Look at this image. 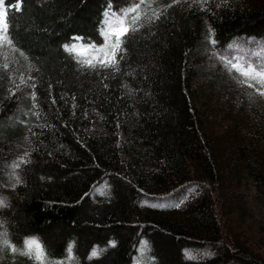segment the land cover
<instances>
[{
  "label": "trees",
  "instance_id": "obj_1",
  "mask_svg": "<svg viewBox=\"0 0 264 264\" xmlns=\"http://www.w3.org/2000/svg\"><path fill=\"white\" fill-rule=\"evenodd\" d=\"M16 2L0 264H264V86L240 74L264 66V0H144L135 25L140 0ZM109 16L138 30L100 67ZM33 238L42 261L20 254Z\"/></svg>",
  "mask_w": 264,
  "mask_h": 264
},
{
  "label": "snow or ice",
  "instance_id": "obj_2",
  "mask_svg": "<svg viewBox=\"0 0 264 264\" xmlns=\"http://www.w3.org/2000/svg\"><path fill=\"white\" fill-rule=\"evenodd\" d=\"M175 3L176 0H173ZM23 0H17L16 4L13 5V7L16 10H20L22 6ZM144 3V0H140V3L135 4L133 7L127 10L125 12V16L129 13H137L135 16L132 17L131 25H135L140 19H141V14L137 11L140 7L141 4ZM5 0H0V46L3 44L7 43L9 45L12 44V40L8 36L9 32V14L4 8ZM171 6V5H169ZM154 18H159L158 14L153 13V17H150L149 19H154ZM111 21H109V24ZM121 24V27L116 28V29H109L108 32L102 33L106 37V43L109 35L113 36L115 38V42L110 45L111 47V55L110 57H106L104 60L98 61L100 67H115L118 63L116 60V54L118 52H122V44L124 42L123 38L130 32V31H136L138 30L134 26H125L123 25V21L119 22ZM214 43V41H212ZM65 51L72 53L77 51L76 46L73 45L72 47H69L67 44L64 46ZM93 47V46H90ZM87 64L88 67L95 68L97 67L96 63H93L91 60L84 62ZM228 63L231 65L233 69H238L239 65L236 63H232L231 60L228 61ZM7 67V65H5ZM240 74L248 78L252 81H256L260 85L264 86V66H261L259 70L254 67L253 65L249 64L246 69H240ZM247 82V80L243 81ZM254 85L249 84V87H253ZM256 91L261 95L264 96V91H261L259 88L256 89ZM27 160H24L21 158L20 163H13L12 167L13 169H17L21 166L22 163H27ZM16 182L19 183V177H16ZM5 206V202L3 199H0V207ZM2 226V225H0ZM8 233L7 230L4 229V231L0 232V245L7 246L10 248V250L13 253H16L18 250L15 248V246L11 245L9 240H8ZM146 243V242H145ZM25 251L20 252L21 255L29 256L32 257L33 251L35 250V259L42 261L44 259V251L41 246V244L36 240V239H29L25 240ZM71 252V246L69 247V253ZM100 254V252L96 249H93L91 256L96 257Z\"/></svg>",
  "mask_w": 264,
  "mask_h": 264
},
{
  "label": "rangeland",
  "instance_id": "obj_3",
  "mask_svg": "<svg viewBox=\"0 0 264 264\" xmlns=\"http://www.w3.org/2000/svg\"><path fill=\"white\" fill-rule=\"evenodd\" d=\"M109 21H111V24H112V25H114V24L117 25V23H115V22L113 21V18L109 19ZM109 21H108V23H109Z\"/></svg>",
  "mask_w": 264,
  "mask_h": 264
},
{
  "label": "built area",
  "instance_id": "obj_4",
  "mask_svg": "<svg viewBox=\"0 0 264 264\" xmlns=\"http://www.w3.org/2000/svg\"><path fill=\"white\" fill-rule=\"evenodd\" d=\"M114 25H115V24H114ZM109 26H112V25L109 24ZM118 28H119V26H118Z\"/></svg>",
  "mask_w": 264,
  "mask_h": 264
}]
</instances>
